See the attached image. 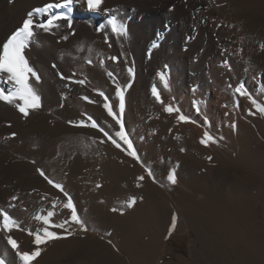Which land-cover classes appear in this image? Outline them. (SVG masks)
Returning <instances> with one entry per match:
<instances>
[{"label":"rangeland","instance_id":"rangeland-1","mask_svg":"<svg viewBox=\"0 0 264 264\" xmlns=\"http://www.w3.org/2000/svg\"><path fill=\"white\" fill-rule=\"evenodd\" d=\"M47 1L0 0V19H2L0 42L8 29L13 30L21 24L20 21H11L14 12L19 14L31 5L41 6ZM231 4H229L231 7H226L225 12L220 14L222 22L226 23L225 31L220 36H213V39L210 36L208 39L205 34H201L202 36L198 37L199 43L196 42V45L201 46L197 45L194 47L195 50L193 49L196 53L189 51L187 47L184 49L190 52L191 57L199 58L209 43L213 45L217 43L221 51L229 46L228 58L224 63L230 62L229 69L238 68L234 72L236 77L230 75L231 79L229 76L227 80L225 79L226 82H223L224 86H228L224 88L228 91L227 98L230 101V111L227 112L230 121L216 123L208 117L211 123L207 122V125L210 128H206L205 131L212 135L213 141L207 145L202 144L201 139L191 135L192 130L185 125L186 122L178 120V115L182 113L190 117L189 123L204 127L202 122L196 119L201 117L203 121L202 116L199 114L195 116L197 113L188 112L185 108H181L178 115L169 114L165 110L166 106L163 105L165 102L157 101L152 95L151 88L159 80L157 72H166L167 62L157 63L151 72L153 74L138 72V63L133 58L128 45L130 42L128 33L126 37H119L115 42H110L109 37L106 42L107 35L102 34L94 57L91 58L92 64L86 62H79L81 65L76 63V66L71 64L67 68L66 75L75 72V79H86L89 94L92 95L87 96L94 102L85 101L82 95L75 94L70 89L62 91L60 99H58L60 93L57 92L58 97L56 95L54 99L56 103L53 101L54 106L50 103L47 104L49 107L42 104L40 109L32 111L27 118L22 117L20 113L17 115L18 111L14 109V119L9 121L7 126L10 124L11 132L17 133L12 143L15 146L12 145V149L0 152V159L2 158L0 190L11 192H8L10 196L8 193L1 196L0 209L3 206L2 210H4L7 206L5 210L18 220L20 229L24 228L27 232L30 229L33 233L41 231L45 227L41 221L38 220L37 223L36 220L26 218L28 207L25 203L29 199L27 194L33 191L37 193L36 204L43 200L38 205V212L46 215L48 211H54L55 215L51 219L55 224L69 219L71 212L63 207L66 198L39 175L37 171L39 168L43 169L49 178L64 185L65 190L73 198L78 215L84 221L88 208L95 210L99 217L104 214L114 216L120 214L119 211L113 212L111 209H120L119 205L114 204L121 197L126 201L135 194V167L130 162L131 157L123 150L126 145L115 136V132L120 130L119 125L103 107L104 97H98L99 92L104 93L103 89H107L113 111L120 116L126 134L131 139L140 160L143 161V167L147 170L151 169L156 177V183L176 198L185 217L186 234L183 243H177L176 248H166L156 264H264V114L259 113L246 96H240L235 92V87L243 84L259 103L264 104V0H256V7L248 2L240 5L235 1V4H239L234 5L235 7ZM105 15L101 14V19L98 21L105 19L108 21L110 16ZM6 24L7 26H4ZM53 33L58 34L56 31ZM53 33L40 34L39 38L36 37V41L39 44L41 42V45L44 37L49 40L50 45L66 41L61 39L66 34L59 33L55 36ZM221 35L224 41H218ZM227 39L231 41H229L231 45L227 43ZM207 40L210 42H206ZM113 56L120 57V62L114 63L109 59ZM52 63L55 62L52 61L51 66ZM129 66L134 68V77H130L126 71ZM109 73H114L125 89V108L122 113L119 110L118 98L115 96L113 77ZM141 73L143 76L139 75ZM57 77L56 80L60 78ZM138 77H143L144 81L143 78L140 80ZM0 85L3 87L1 83ZM162 86L164 87L163 84ZM163 87V97H167L166 100L170 97L176 104L178 88L174 84L169 85L168 88ZM249 109H252L255 115L250 114ZM87 116H91L99 127H91ZM80 120H85L87 126H73L68 123ZM233 122L236 125L235 129L232 127ZM77 128H83L85 131L76 132L75 135L72 129ZM99 128L108 132L113 139L122 144V147H115ZM101 140L105 142L101 143ZM82 151L86 154L81 155L84 153ZM87 152L88 154L92 152L94 155H90L92 159L99 154V157L94 158L97 160L94 161L95 163H92V159L89 160L90 156ZM208 157L212 159L209 160ZM10 166H13L18 173L23 172V185L28 187V192L23 190L20 193L16 188L17 185L10 189V183L6 180L8 173L2 170ZM171 169H175L177 178L174 185L167 180ZM82 175L87 179H82ZM97 184L101 187H97ZM13 194L19 196L18 200L13 201V204L17 203V206H14V209H17L16 214L8 210L12 204L10 198ZM8 198L9 201H6ZM46 202L50 205L48 210L45 209ZM54 202L56 207L53 209ZM22 203L27 210L26 213L23 207L19 209L18 204ZM151 203L153 205L147 204L143 208L145 211L143 214L150 216L158 201L151 200ZM131 209L132 207H125L124 211L129 213ZM118 220L117 217L115 229L117 234L120 226ZM128 222L132 220L129 219ZM141 224L146 225L144 222ZM50 230L58 233L64 231L59 228ZM18 231L19 229H14V232L9 234L13 236L16 232L13 238L18 241L20 249L34 250L36 247L34 235H29L25 231L29 236L24 238L17 234ZM70 231L73 235L67 238L50 240L40 245L41 254L32 264H150L144 260L142 249L132 248L133 237L120 243H111L103 233H91L88 228L87 231H83L74 223L71 224ZM1 232L5 240L0 257L5 259L6 264H22L15 251L7 244L6 236L9 234L2 230Z\"/></svg>","mask_w":264,"mask_h":264},{"label":"bare ground","instance_id":"bare-ground-1","mask_svg":"<svg viewBox=\"0 0 264 264\" xmlns=\"http://www.w3.org/2000/svg\"><path fill=\"white\" fill-rule=\"evenodd\" d=\"M235 1L237 3H239L240 5L248 2L249 4H252V6L256 7V0H103L102 8L99 11L88 10L86 8V5L83 2L80 4H74L73 10L71 13V17H72V21H73L71 29H69L67 27L66 21H61V27L59 29L54 30V31L58 32V34L59 33L60 34H66V36H68V39L65 42H61L60 44H55L54 42H52L54 44L50 45L49 40H47V38L45 39V37H44V38H42V40H43L42 45H41V42L39 44V42L35 40V42L28 49L25 50V55L29 60V64L37 71V73L41 77V81L39 83H36L34 80L32 81L33 86L37 89L38 93L41 95V98H42L41 102L44 105H47L48 103L53 105V101L56 98L57 92L60 93V96L58 98V99H60L61 92L66 91V90L69 91L70 89L75 94H80L82 96L88 95L89 97H91L92 95L89 94V88L87 87L86 84L83 86H81L79 84H72L70 87H66L65 85L67 84V81L60 80V78H59V79H57L58 81L60 80L58 82L56 80V77H57L56 74L58 72H61L62 69H64L62 71V73H64L66 71L65 72L66 73L65 76H66L68 74L67 68L71 64H74L76 66V63L86 62L88 59L93 58L94 54H95V49L97 48V43L99 42L98 41L99 37H101L100 35H102V34L107 35V37L110 38V42H115V40L117 41L119 39V36H116L115 34L111 33V30L109 27H106L105 31H103V32H97V30H96L98 25L104 24L107 26V24H108L107 19L98 21L101 19V14H103V15L106 14L105 16L115 15L117 17L118 21L124 23L126 28H127V33H128L129 40H130L128 45L130 47L131 53L133 54V58L138 63V67H139V68H137V69H139L138 72L141 71L145 74L150 75V73L153 72L152 70L157 63H159L160 61L167 62L168 66L166 68L165 74L168 78V84L169 85L174 84L178 88V94H177V99H176L177 103L176 104L170 97L168 100H166L165 98H167V97H163L164 91L162 90V87H163L162 83L158 80L159 79L158 78L157 79L158 82L157 81H156L157 83L155 81L154 82H155V85L157 86V88L159 89L160 95L162 97V101L165 102V103H163V105L166 107L168 105H171L173 108H179V110L181 108H185L188 112H191L193 114L197 113L195 116H199V115L202 116L203 121H202L201 117L200 118L196 117V119L199 120L200 123L202 122L204 127H200V126L196 125V123L195 124H192L189 122L185 123V125L187 127L191 128V130H192L191 135L197 137L198 139H202L203 133L205 132V129L210 128L204 119L205 117H207V119H208V117H210L216 123L219 121H222L224 123H227L228 121H230L229 115L228 116L226 115V113L230 111V101H228V98H227L228 97V91L226 90V88L228 86L227 87L224 86V83L226 82L225 79L227 77L229 78L230 75L236 77L234 72H235V69H238V68L229 69L228 65L230 64V62L224 63V60L226 58H228L227 57V51L226 52L221 51L220 46L216 45L217 43L215 45L209 43V45H207L206 50L204 49L205 52L202 53V55L199 58L191 57L190 52H188L186 50L184 51V49L187 47L189 49V51L190 50L193 51L195 46L200 45V44L196 45V42L199 43L198 37H200L201 34H205V36H207L206 38H208V39L210 38V36H211V39H213L212 38L213 36H215V37L220 36V34L225 31L224 27L226 25V23L222 22L220 14H221V12H225L224 9L226 7H228V6L231 7L229 5L231 3H232L231 5H233V6L239 5V4H235ZM48 2H50V0H48L45 3H48ZM56 2H58V0ZM45 3H43V4H45ZM43 4H41V6ZM39 6H38V4L37 5H31L27 8H25V10L21 11V13H19V14H14L15 12L13 11L14 15L12 14V18L11 17H9V18H11V21L12 20L13 21H20V23H22V20L24 19L26 13L29 10H31L35 7H39ZM254 7H252V8H254ZM105 9H107L108 11H105ZM228 10L231 11V9H229V8H228ZM226 12H228V11H226ZM222 19H224V18L222 17ZM0 20L2 21V19H0ZM5 20H7V19H5ZM4 26H7V24ZM11 29H8V31L3 36L1 41H3L12 31H14L16 29V27L13 30H11ZM73 31L75 33L74 35L72 34ZM40 34L45 35V32L37 29L36 37ZM46 35H47V33H46ZM53 35H55V34L53 33ZM53 35H52V38L54 37ZM57 35H55V36H57ZM38 38H39V36H38ZM199 40H201V39H199ZM214 40H217V39H214ZM224 40L225 39L222 36L219 38L218 41H224ZM230 40H231V38H230ZM230 40H228L227 43ZM153 42H157L159 45L154 50L151 49V44ZM206 42H210V41L207 40ZM225 43H226V41H225ZM222 44L224 45V43H222ZM230 45H231V43H230ZM225 46H228V45H225ZM225 48L228 49L229 46L225 47ZM201 50H203V49H201ZM201 50H200V52H201ZM193 52L196 53V51H193ZM52 61H54L57 65V67L55 69L50 65ZM82 65H84V64H82ZM99 67L101 69V66H99ZM232 67H233V64H232ZM240 69H241V67H240ZM101 70H102V73H104L103 69H101ZM143 73H141L139 75L143 76L142 75ZM151 74H153V73H151ZM232 76H230V79ZM144 77H146V76H144ZM138 78H140V80H141V78H143V77H138ZM233 80H234V78H233ZM143 81H144V78H143ZM0 83L6 89L10 90L12 87L9 84H5L4 79H2V78H0ZM142 84H144V83H142ZM224 87H226V88H224ZM193 88H195L196 90L193 91ZM106 90L103 89L105 95H107L109 97L110 95L108 94V92ZM230 93H231V91H230ZM229 96H230V94H229ZM57 97H58V95H57ZM98 97L100 98L101 96H98ZM65 103H66V101H65ZM50 107H52V106H50ZM197 107L199 108V112H197V110H196ZM14 109H16V108L13 105H10V104H7L3 101H0V152L5 150V149H12V145H14V144H12L14 142L13 138H6V137H9V134L11 133V129L9 126H7V123H9V121L11 122V120L14 119V115H15ZM51 111H52V109H51ZM15 112H17V111L15 110ZM16 114L18 115L19 113H16ZM173 114L178 115L179 113L173 112ZM203 125H201V126H203ZM72 130H73V132L75 131L74 132L75 135H76V132L85 131V129H83V128L82 129L77 128V129H72ZM209 131H211V130H209ZM93 132H96V131H93ZM36 133H37V131H36ZM98 135H100V134L98 133ZM34 136H35V134H34ZM62 143H63V141H62ZM91 148H93V147H91ZM94 151L95 150H93V152ZM82 152H84V151H82ZM94 153H96V152H94ZM83 154H86V153L84 152L81 155H83ZM81 155H79V156L81 157ZM87 155L92 156L93 154H92V152H90V154H88V152H87ZM91 156L89 157V160L92 159ZM95 157H99V154H96ZM94 158L92 159L93 162L91 161L92 163H95L94 161H97V160H94ZM96 159H98V158H96ZM78 161H80V160L78 159ZM84 161H85V159H84ZM78 163L80 165V162H78ZM81 165H82V163H81ZM2 170L3 171L5 170L6 173H8V175L6 176V180H7V183H10V186H11L10 189H12L13 187H15L17 185L16 188L20 193L23 192V190L28 192V190H27L28 187H25L23 185V172L18 173L16 171V169L14 170L13 166L2 168ZM89 171H91V170H89ZM84 178L85 177L83 176L82 179H84ZM86 179L87 178H85L84 180H86ZM144 184H146V183H144ZM7 185H9V184H7ZM2 186L4 187V184ZM8 192L7 191L5 192V190L3 191L1 189L0 190V198L2 199L3 195H5V193L7 194ZM154 192H155V190H154ZM160 192H161V190H160ZM35 194L37 195V193H34L33 191H30L27 194L29 199L27 200V202L25 201L26 202L25 206L28 207V212H27V210H25L26 208L23 207L24 203H22L20 205L18 204L19 209L23 207L25 210V213L26 212L28 213V214L26 213V215H27L26 218H28V220H34V221L36 220L35 216L38 213L41 214L40 212H38L39 211L38 205L43 201V200H41L38 204H36V201H37L36 198L37 197ZM9 196H10V194H9ZM9 198L6 201H9ZM0 203H2V202H0ZM12 204H13V201H12ZM12 204L10 205L8 210L11 213L16 214L15 211L17 209L15 210L14 206H17V203H15L13 205ZM2 207H1V209H2ZM41 207H43V206H41ZM48 207H50V205L46 202L45 209L48 210ZM5 209H7V206ZM24 217H25V215H24ZM36 221H37V223L39 222L38 220H36ZM28 226H29V224H28ZM26 229H27V227H26ZM24 230H25L24 228H23V230H22V228L19 229L17 234L20 235V237L22 236L24 238H28V236H29L27 234L28 232L25 230L27 232L26 233ZM12 232H14V230ZM2 233L3 232H1V230H0V251L1 252L3 251L4 240H5L3 238ZM15 234H16V232H15Z\"/></svg>","mask_w":264,"mask_h":264},{"label":"snow or ice","instance_id":"snow-or-ice-1","mask_svg":"<svg viewBox=\"0 0 264 264\" xmlns=\"http://www.w3.org/2000/svg\"><path fill=\"white\" fill-rule=\"evenodd\" d=\"M84 3L86 8L90 11H99L102 8L103 0H50V2L43 4L42 6L35 7L29 10L20 26H18L14 31H12L4 41L0 42V78L4 79L5 84L11 85V89H6L0 87V101H3L7 104L13 105L18 113L22 115V117L27 118L30 113L34 110L40 109L42 107V98L38 93L37 89L33 86V80L36 83L41 81L40 75L37 71L29 64V60L25 55V50L28 49L36 40L37 29L42 30L45 33H53L54 30L59 29L61 27V21L67 22V27L71 29L72 27V17L71 13L73 10L74 4ZM105 11H108L105 9ZM109 27L111 33L115 34L119 37L127 36V28L124 23L119 22L115 15L110 16L108 20L107 26L104 24H100L97 26V32L105 31V28ZM74 35V31L72 32ZM62 40H67L68 36H62ZM108 37L105 36V41L107 42ZM59 43V41H57ZM157 42H153L151 44V49L154 50L158 47ZM225 52L227 49L224 50ZM114 63L120 62V57H110ZM103 62V61H101ZM89 65L92 64V60L88 59L86 61ZM52 67L55 69L57 65L55 63L52 64ZM165 67H167L165 65ZM126 71L128 72L130 77H134L135 72L134 68L129 66ZM61 80L67 81L66 87H70L72 84H79L81 86L86 84V79H75L76 73L73 72L69 76H65L64 73H57ZM110 76L113 77V85L115 87V96L119 101V110L120 113L123 112L125 108V89L118 82V79L115 77L114 73H109ZM157 76L159 81L164 85L165 88H168V78L164 71L157 72ZM131 84L128 85L130 87ZM196 89L193 88V91ZM235 92L240 96H246L250 101L251 105L254 106L255 109L258 110L259 113L264 114V104L259 103L257 99L253 97L251 93H249L243 84H240L235 87ZM152 95L156 98L157 101L162 103V97L160 95L159 89L156 85H153L151 88ZM100 96L104 97L105 103L103 107L107 110V113L110 117L115 120L116 124L119 125V131L115 132V136L119 138V141H122L127 155L134 158L141 164L143 161L140 160L137 151L135 150L133 143L129 136L125 132L124 124L120 118V116L113 111V107L109 102V97L105 95L102 91L99 92ZM85 101L90 103L91 101L88 96L82 97ZM62 106V105H61ZM169 114L173 112L180 113L179 108H173L171 105H168L165 109ZM197 112H199V108L197 107ZM250 114L255 115V112H252V109L248 110ZM86 115V114H85ZM228 115V113H226ZM206 122L211 123L207 117L204 118ZM87 120L90 121V126L93 128H98V124L95 120L92 119L91 116H87ZM178 120L181 122L190 121V117L180 113L178 115ZM194 122V121H193ZM70 125L73 126H87L85 120H80L79 122L69 121ZM11 126L10 124L8 125ZM232 127L235 129L236 125L233 122ZM100 132L107 138V140L111 141L117 148H121L122 144L117 142L116 139H113L112 136L109 135L103 128H99ZM17 136L16 132H11L9 137L6 138H15ZM223 139V137H221ZM214 138L212 135L205 131L203 133V137L201 139V143L207 145L210 141H213ZM101 143L105 142L104 140L100 141ZM182 151L184 149H181ZM209 160L212 157H208ZM39 175L43 177L48 184L52 185L55 189H57L63 196L66 198V203L63 204V207L70 210L71 215L69 219L64 220L62 223L55 224L52 221V217L55 215L54 211H48L45 214H37L35 216L36 220L41 221L45 227L41 231H37L33 233L30 229L28 230L29 235H34V244L36 245L34 250L31 251H22L18 244V241L13 238L12 235H7L6 240L8 245H10L11 249L15 251V254L22 262V264H32V262L41 254L40 245L46 244L50 240H56L61 238H67L68 236L73 235L72 231H70L71 224L79 225L81 230L87 231L86 222L81 219L78 215L76 205L73 201L71 195L65 190V187L62 183L55 182L45 173L43 169H37ZM147 175L156 180V177L153 175L151 169L147 170ZM145 177L139 176L137 177L138 181H143ZM167 180L171 184H176L177 178L175 175V169H171L167 175ZM97 187H101L100 184L96 185ZM139 186V184L137 185ZM19 197L13 195L11 197L12 201L18 200ZM142 199V197H141ZM137 202V198L132 196L124 201V206L131 208ZM53 209L56 207V203L54 202L52 205ZM111 211L116 212L119 211L123 214V209L113 208ZM177 220V215L174 213L172 216V226H175ZM68 225L69 227H65ZM51 228H59L64 229L62 233H58L56 231L50 230ZM14 229H20V223L16 218L9 214L8 211L0 209V230H3L6 233H11ZM0 264H6L4 258L0 257Z\"/></svg>","mask_w":264,"mask_h":264},{"label":"crops","instance_id":"crops-1","mask_svg":"<svg viewBox=\"0 0 264 264\" xmlns=\"http://www.w3.org/2000/svg\"><path fill=\"white\" fill-rule=\"evenodd\" d=\"M129 159L135 167L134 189L136 192L133 196L137 198V202L131 211L129 213L124 211V198L121 197L114 205H119L120 209H123V214L120 213L118 216L104 214L99 217V214L95 210L88 208L85 222L89 232L95 234L103 233L111 243H120L127 238L131 239L133 237L134 244L132 248L142 249L144 251L142 254L144 260L150 264H156L164 254L166 248H176L177 243H183V237L186 234V230L184 229L185 217L176 198L165 191L156 181H153L147 175V169L140 162L132 157ZM142 175L145 177V181H138L137 177ZM138 184L139 186H137ZM149 199L158 201L154 205V210L152 209L150 216L143 214L145 212L143 208L147 204L153 205ZM174 213L177 215V220L173 227L172 216ZM117 217L119 218L118 225H120L118 234L115 231ZM129 219L132 222L129 223ZM143 222L146 225H142L141 223ZM147 223L149 226H147Z\"/></svg>","mask_w":264,"mask_h":264}]
</instances>
